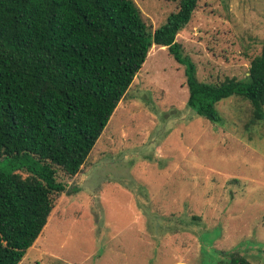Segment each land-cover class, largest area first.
I'll return each instance as SVG.
<instances>
[{
	"label": "rangeland",
	"instance_id": "rangeland-1",
	"mask_svg": "<svg viewBox=\"0 0 264 264\" xmlns=\"http://www.w3.org/2000/svg\"><path fill=\"white\" fill-rule=\"evenodd\" d=\"M133 1L151 32L177 7ZM175 41L199 81H246L264 0H198ZM187 99L184 67L153 45L80 171L58 172L65 191L19 264H264V120L231 97L212 124Z\"/></svg>",
	"mask_w": 264,
	"mask_h": 264
},
{
	"label": "trees",
	"instance_id": "trees-1",
	"mask_svg": "<svg viewBox=\"0 0 264 264\" xmlns=\"http://www.w3.org/2000/svg\"><path fill=\"white\" fill-rule=\"evenodd\" d=\"M169 1L176 11L151 32L133 0H0V264H19L37 241L65 191L58 172L80 171L153 45L184 67L198 116L220 124L217 104L239 97L251 124L264 120V44L246 81H199L175 41L198 0Z\"/></svg>",
	"mask_w": 264,
	"mask_h": 264
}]
</instances>
